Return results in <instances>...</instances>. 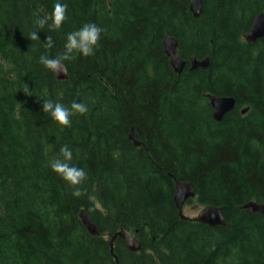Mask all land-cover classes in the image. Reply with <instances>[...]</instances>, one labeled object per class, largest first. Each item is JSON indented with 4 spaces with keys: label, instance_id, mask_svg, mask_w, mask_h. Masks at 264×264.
Here are the masks:
<instances>
[{
    "label": "trees",
    "instance_id": "obj_1",
    "mask_svg": "<svg viewBox=\"0 0 264 264\" xmlns=\"http://www.w3.org/2000/svg\"><path fill=\"white\" fill-rule=\"evenodd\" d=\"M56 2L0 0V264H264V216L240 210L264 203V39H244L264 0H204L200 19L189 0H60L61 27L37 29ZM86 23L103 29L95 54L63 61L60 82L39 58L62 55ZM167 36L210 68L178 77ZM207 95L236 100L221 124ZM43 100L88 111L63 127ZM62 146L87 173L80 197L48 167ZM175 181L194 185L187 205L221 208L226 228L181 220ZM120 231L138 232L139 253L121 238L111 252Z\"/></svg>",
    "mask_w": 264,
    "mask_h": 264
},
{
    "label": "water",
    "instance_id": "obj_2",
    "mask_svg": "<svg viewBox=\"0 0 264 264\" xmlns=\"http://www.w3.org/2000/svg\"><path fill=\"white\" fill-rule=\"evenodd\" d=\"M203 1L204 0H189V10L195 19H200L203 14ZM245 41L249 44H256L258 41L264 39V12L260 13L253 20L251 29L244 37ZM164 54L169 60V65L173 72L180 77L185 69L188 67L189 72L195 71H207L210 68L211 61L209 57L199 60L196 56L185 61L178 54L179 42L173 37H165L162 41ZM56 79L60 82L67 81L68 75L66 68L62 66L57 70H53ZM206 99L209 101L212 109L213 120L221 124L224 118L232 113L236 106V100L229 97H216L213 95H207ZM249 109H244L242 115H246ZM129 139L133 142L136 148L142 147L137 135L133 130L129 133ZM196 199L195 187L192 183L175 181V194L174 204L179 212V216L183 221H192L209 228H226V222L223 216V210L219 207L208 206L200 210L198 216L194 219H190L184 215V207L192 200ZM241 211L259 214L264 216V203L249 202L240 208ZM80 220L87 232L93 237H100L101 234L98 228L92 223L90 217L85 211L80 213ZM136 232L133 236H130L125 231H120L110 240L111 252L113 253L114 241L117 238H121L125 241L126 248L131 253H139L141 251V243Z\"/></svg>",
    "mask_w": 264,
    "mask_h": 264
},
{
    "label": "clouds",
    "instance_id": "obj_3",
    "mask_svg": "<svg viewBox=\"0 0 264 264\" xmlns=\"http://www.w3.org/2000/svg\"><path fill=\"white\" fill-rule=\"evenodd\" d=\"M67 5L57 0L54 5L51 22L46 17L37 18L34 23L37 29H43L45 25L50 30L59 29L65 20V12ZM38 31L30 34L31 40H37ZM103 29L94 23H86L79 29L67 34L62 55L49 58L41 56L39 63L49 70H57L62 68L63 61L69 60L74 54L84 57L92 56L100 40ZM88 111L86 104L73 101L70 107H66L61 103H54L51 100L42 101V112L50 114L53 121L63 127L70 126V117L75 114L84 115ZM73 159L71 149L62 146L59 149V155L48 161V167L54 172L66 185L72 188V196L80 197L82 195L80 185L86 180L87 173L81 167H77L71 163Z\"/></svg>",
    "mask_w": 264,
    "mask_h": 264
},
{
    "label": "rangeland",
    "instance_id": "obj_4",
    "mask_svg": "<svg viewBox=\"0 0 264 264\" xmlns=\"http://www.w3.org/2000/svg\"><path fill=\"white\" fill-rule=\"evenodd\" d=\"M200 210L201 207H198L195 203H193L192 205H187L184 208V215L189 218H196Z\"/></svg>",
    "mask_w": 264,
    "mask_h": 264
}]
</instances>
